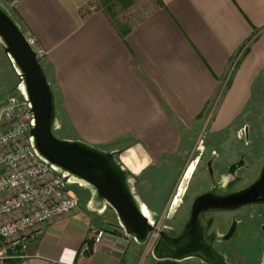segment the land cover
Masks as SVG:
<instances>
[{"label":"crops","instance_id":"crops-1","mask_svg":"<svg viewBox=\"0 0 264 264\" xmlns=\"http://www.w3.org/2000/svg\"><path fill=\"white\" fill-rule=\"evenodd\" d=\"M3 1L46 50L73 138L118 152L138 176L148 207L161 214L162 227L188 143L207 127L230 129L264 90V0H154L153 11L131 24L110 12L109 0ZM91 3L99 8L90 10ZM2 55L0 103L19 81ZM87 192L75 213L43 226L21 263L194 260H148L152 248L126 234L117 214L92 202ZM96 228L107 235L95 250L82 254ZM142 246L146 255L140 259Z\"/></svg>","mask_w":264,"mask_h":264},{"label":"water","instance_id":"water-1","mask_svg":"<svg viewBox=\"0 0 264 264\" xmlns=\"http://www.w3.org/2000/svg\"><path fill=\"white\" fill-rule=\"evenodd\" d=\"M0 43L18 76L17 90L28 100L35 114L31 129L32 145L37 154L60 173L69 185H80L90 191L92 202L111 208L118 216L120 227L138 244L146 245L151 234L157 231L159 237L151 250L157 261L195 258L204 264H232L227 254L215 248L214 242L228 241L235 225L227 234L217 229L210 232L213 217H207L206 212L264 202V194L261 193L264 188V168L260 178L247 189L224 194L206 191L197 195L186 221L180 223L183 225L178 230L180 224L176 219L196 165V161L192 162L170 203L166 215L170 223L159 228L160 218H156L158 213L146 204L138 190V176L122 164L118 152L58 135V131L63 128V119L47 69L3 0H0ZM210 172L213 174L212 169ZM260 194H263V198L257 199ZM217 234L221 237H217Z\"/></svg>","mask_w":264,"mask_h":264},{"label":"built area","instance_id":"built-area-1","mask_svg":"<svg viewBox=\"0 0 264 264\" xmlns=\"http://www.w3.org/2000/svg\"><path fill=\"white\" fill-rule=\"evenodd\" d=\"M27 39L45 58L37 38L27 34ZM0 106V264H24L20 260L28 255L23 251L43 226L75 213L79 202L67 180L33 147L35 114L28 100L17 90ZM106 235L104 229H94L82 254L95 250ZM158 237L153 232L147 246L152 248Z\"/></svg>","mask_w":264,"mask_h":264},{"label":"flooded vegetation","instance_id":"flooded-vegetation-1","mask_svg":"<svg viewBox=\"0 0 264 264\" xmlns=\"http://www.w3.org/2000/svg\"><path fill=\"white\" fill-rule=\"evenodd\" d=\"M188 144L190 146L182 176L192 162L196 161V165L183 197V206L189 203L184 221H186L191 204L197 195L206 191H213L218 194L241 191L252 186L260 178L264 168V115L260 123L251 114H248L241 116L232 124L230 129L215 132L204 129L202 132H198ZM200 165L203 166L202 169L207 174V180L196 179ZM211 169L213 174L210 172ZM194 179L197 182L198 191L189 201ZM262 192L264 194V188ZM263 194L258 195L256 198H263ZM222 214L230 215L227 227L222 225L219 217ZM206 216L213 217L210 232L217 229L220 233L227 234L235 225L233 234L228 241L214 242L215 248L219 252L227 254L229 259L227 246L230 245L236 250H241L242 243L254 233L252 231L254 226H251L252 229L249 231L248 229L243 230L246 225H254L255 221L261 222L264 220V202L248 203L224 211H208ZM182 225L183 223L180 224L178 230L181 229ZM260 225L264 232V223ZM217 237H221V235L217 234ZM235 239L238 240L236 243L233 242ZM262 263L263 256L260 260V264Z\"/></svg>","mask_w":264,"mask_h":264},{"label":"rangeland","instance_id":"rangeland-1","mask_svg":"<svg viewBox=\"0 0 264 264\" xmlns=\"http://www.w3.org/2000/svg\"><path fill=\"white\" fill-rule=\"evenodd\" d=\"M155 7V2L154 0H109V9H111V12L113 13V15H117L119 17V19L122 20V22H128V23H133L136 22L140 19H143L144 17H146L149 13H151L153 11ZM99 7L97 4H90L89 9L90 10H97ZM10 11L12 12V14H14V16L17 17V14L15 12V10L12 8H10ZM0 52L3 54V58H7L6 57V53L4 51V48L2 46V44L0 43ZM5 56V57H4ZM43 60V64L47 67L48 73H49V78L50 81L52 83V86L57 94V102H58V106L61 112V116L63 119V128L61 130L58 131V135L60 137H68V138H73V136L75 135L69 122L68 119L66 117L65 111H64V106H63V101H62V97L61 94L58 90V88L56 87L53 78H52V74H51V70L47 64V62L45 61V59H41ZM7 64L11 67V62L10 60H7ZM4 68H6V62H0V70H4ZM263 85V84H262ZM260 89H264V85L260 87ZM17 91V88H15V90H13L11 93ZM254 103L251 104V107H247L246 108V113L248 112V114L250 113L255 119L258 120V123H260L262 121V117L264 115V90L262 91L261 94H259L258 98L256 99V101H253ZM252 103V102H251ZM211 107L208 109L210 111ZM209 111H207L206 115L209 113ZM213 111V108L211 110V112ZM260 125V124H259ZM198 126V124H197ZM197 126L194 128V132H197ZM200 126L202 127V121L200 123ZM235 129V128H233ZM232 129V130H233ZM210 127L206 128V131H209ZM187 145L185 144V147ZM187 156V155H186ZM179 158H181L179 156ZM181 160V159H180ZM182 161V160H181ZM202 165H200V169L198 170V175L196 177V179H200L201 180H207V174L206 172L202 169ZM171 179V177H170ZM196 181L195 179L193 180V185H192V190H191V196L189 198V201L191 200L192 196L198 191V186L196 185ZM208 185V182H207ZM194 189V190H193ZM142 194L147 197L149 194L143 192V190L140 188ZM70 191L71 193L80 201H82V199L84 198V196L88 193L86 189H84L83 187H81L78 184H72L70 185ZM78 200V202H79ZM82 206V202H80V205ZM189 207V203L184 205L178 213L176 222L178 224H180L182 221L185 220L186 215H187V210ZM161 214H158V216L156 217L157 219L159 218ZM229 216L230 215H219L222 225L224 227H227L228 224V220H229ZM264 221V220H263ZM263 221L261 222H254V225L252 224H248L246 225V227L243 230L248 229L251 230L252 227L254 226V229H252V231H254L253 234L255 235H251L250 237H248L246 239L245 242H243L242 244V249L240 250H236L233 246L228 245L227 246V253L229 254V260L232 264H260V260L263 256L264 259V232L261 229V225L262 223H264ZM163 224H169L170 221L166 219L162 220ZM96 229H100V228H96ZM92 240V239H91ZM238 240H234L233 242H237ZM257 242V244H255ZM147 245V244H146ZM254 246V247H253ZM142 253H144V247L142 246L141 251L139 252V256L138 258L142 259ZM146 255V253H144L143 257ZM148 258V260H152L153 259V255H152V251H149L148 256L146 257ZM138 259V260H140ZM193 261H186L189 264H204L201 263L200 261H198V259L193 258ZM263 264V263H262Z\"/></svg>","mask_w":264,"mask_h":264},{"label":"trees","instance_id":"trees-1","mask_svg":"<svg viewBox=\"0 0 264 264\" xmlns=\"http://www.w3.org/2000/svg\"><path fill=\"white\" fill-rule=\"evenodd\" d=\"M109 7V6H108ZM110 12H111V9H110ZM42 62H43V60H42ZM46 67V66H45ZM46 69H47V67H46ZM47 72H48V70H47ZM48 75H49V73H48ZM254 102H252V103H250V105L248 106V108L249 107H251L252 105L251 104H253ZM247 111V110H246ZM250 114V113H249ZM245 115H248V112L246 113V112H244V114L242 115V116H245Z\"/></svg>","mask_w":264,"mask_h":264}]
</instances>
